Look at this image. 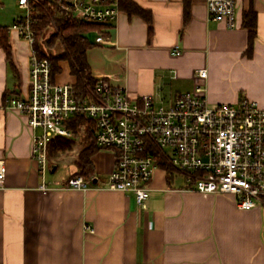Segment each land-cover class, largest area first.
<instances>
[{
	"label": "crops",
	"instance_id": "obj_1",
	"mask_svg": "<svg viewBox=\"0 0 264 264\" xmlns=\"http://www.w3.org/2000/svg\"><path fill=\"white\" fill-rule=\"evenodd\" d=\"M131 1L149 12L151 29L120 8L109 26L86 32L93 78L164 105L200 82L210 104L245 98L264 109V0H236L232 28L209 19L206 0ZM0 3V25L8 28L11 47L9 60L0 48L1 106L8 96L29 93L31 45L11 29L25 14L18 0ZM249 9L256 14L250 55L243 26ZM59 66L53 80L75 83L68 63ZM199 69L207 71L203 80ZM34 132L18 111L0 110V159L6 164L0 264H264V207L242 210L232 196L189 190L182 173L162 165L142 207L133 192L103 188L115 163L109 150L91 156L96 181L87 191L60 186L78 171L76 164L60 179L46 178L51 189L43 192L30 150ZM56 169L53 163L50 172Z\"/></svg>",
	"mask_w": 264,
	"mask_h": 264
},
{
	"label": "built area",
	"instance_id": "obj_2",
	"mask_svg": "<svg viewBox=\"0 0 264 264\" xmlns=\"http://www.w3.org/2000/svg\"><path fill=\"white\" fill-rule=\"evenodd\" d=\"M55 1L73 18L102 26H109L120 10L118 0ZM18 6L25 14L11 29L31 45L29 93L24 98L6 97L0 110L18 111L35 131L30 150L41 191L51 189L46 182L50 143L71 138L68 121L85 115L94 123L96 147L111 151L115 158L103 188L133 192L136 203L144 207L153 173L166 162L184 175L189 190L232 196L242 210L264 207V109L245 98L210 104L200 82L167 105L156 104L149 94L131 98L126 89L102 79L80 97L73 84L53 80L50 60L32 47L30 0H18ZM206 6L209 19L235 26L236 0H206ZM173 52L179 54V48ZM196 75L203 80L207 71L199 69ZM5 174L6 164L0 159V187ZM60 186L87 191L91 180L69 176ZM85 230L93 232L89 226Z\"/></svg>",
	"mask_w": 264,
	"mask_h": 264
},
{
	"label": "trees",
	"instance_id": "obj_3",
	"mask_svg": "<svg viewBox=\"0 0 264 264\" xmlns=\"http://www.w3.org/2000/svg\"><path fill=\"white\" fill-rule=\"evenodd\" d=\"M119 8L128 14H137L144 18L151 29L150 14L140 8L131 0H118ZM1 5V3H0ZM30 13L32 18L31 27L34 31V42L32 47L40 57H47L51 62V75L60 73L59 62L65 61L69 65L70 74L75 77L73 83L76 93L80 97L87 96L98 79L91 75V69L87 61L86 52L93 46L85 36L90 30L99 29L102 25L88 21H81L70 16L61 9L55 0H30ZM243 26L248 31V47L246 54L250 55L253 50V42L256 35V14L252 9L243 13ZM51 32L46 35L47 31ZM49 48H56L54 54H45L41 42ZM0 48L10 59L9 31L5 26L0 25ZM67 128L72 131L71 138L54 139L48 149V160L58 158L70 152L77 138L83 143L76 158L78 171L72 176H83L93 181L94 169L91 163V156L99 151L95 144V131L93 121L85 115L71 117ZM168 172L172 168L165 162L162 164Z\"/></svg>",
	"mask_w": 264,
	"mask_h": 264
},
{
	"label": "rangeland",
	"instance_id": "obj_4",
	"mask_svg": "<svg viewBox=\"0 0 264 264\" xmlns=\"http://www.w3.org/2000/svg\"><path fill=\"white\" fill-rule=\"evenodd\" d=\"M50 32L51 29L47 31L46 35H48ZM41 45L45 54H54L55 52L58 51L56 48L47 47L44 41L41 42ZM78 139L80 138L78 137L77 140ZM82 144L83 143L79 141V143L74 144V149L72 152L70 151L58 158L50 159V165L54 163L55 165H57V169L54 173H51L49 170L47 171L46 174L47 180L60 179L68 171V169L70 170L73 166H76V159L74 160V157L77 156L78 148H80Z\"/></svg>",
	"mask_w": 264,
	"mask_h": 264
},
{
	"label": "water",
	"instance_id": "obj_5",
	"mask_svg": "<svg viewBox=\"0 0 264 264\" xmlns=\"http://www.w3.org/2000/svg\"><path fill=\"white\" fill-rule=\"evenodd\" d=\"M96 181V179H93V182H95Z\"/></svg>",
	"mask_w": 264,
	"mask_h": 264
}]
</instances>
